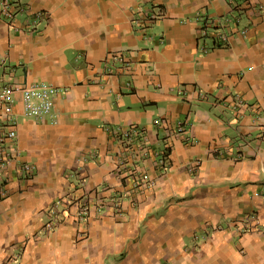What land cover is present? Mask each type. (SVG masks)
I'll use <instances>...</instances> for the list:
<instances>
[{
  "label": "crops",
  "instance_id": "0c3cea01",
  "mask_svg": "<svg viewBox=\"0 0 264 264\" xmlns=\"http://www.w3.org/2000/svg\"><path fill=\"white\" fill-rule=\"evenodd\" d=\"M15 2L3 81L64 90L14 107L0 264H264V0Z\"/></svg>",
  "mask_w": 264,
  "mask_h": 264
},
{
  "label": "built area",
  "instance_id": "2783aa9c",
  "mask_svg": "<svg viewBox=\"0 0 264 264\" xmlns=\"http://www.w3.org/2000/svg\"><path fill=\"white\" fill-rule=\"evenodd\" d=\"M0 11L12 24H15L17 30H22V26L20 24L17 25V14H25V7H16L15 0H0ZM40 17H42V12H37L28 16L26 21L34 25ZM203 34H207L205 29L203 30ZM222 36L226 37L225 34ZM1 66L2 62L0 61ZM3 80L4 77L0 75V197H4L8 193V189L2 185V181L6 180L10 167L14 166L18 174H22L23 172L31 173L34 168L32 163L20 160V150L16 145L17 114L14 110L16 103L21 102L22 113L26 116L38 121L48 119L55 121L57 114L54 97L64 90L62 87L47 81H30L20 84L4 82L5 80ZM178 130H184V122L182 120L178 122ZM144 178L147 177L144 176ZM144 180H135L134 186L143 182L147 185L148 181ZM88 203H81L79 205L78 216L86 217L89 214L90 207ZM60 204L61 200L54 203L53 209H56L55 213L59 210ZM113 205L116 207V213L122 212L120 201L115 200ZM57 216L58 214H56V218H53L48 223L49 229L57 223Z\"/></svg>",
  "mask_w": 264,
  "mask_h": 264
}]
</instances>
